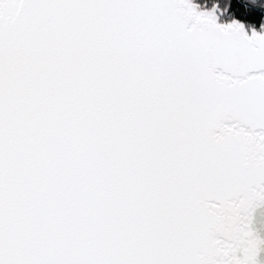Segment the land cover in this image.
Wrapping results in <instances>:
<instances>
[{
    "label": "snow or ice",
    "instance_id": "1",
    "mask_svg": "<svg viewBox=\"0 0 264 264\" xmlns=\"http://www.w3.org/2000/svg\"><path fill=\"white\" fill-rule=\"evenodd\" d=\"M229 2L261 30L0 0V264H264V8Z\"/></svg>",
    "mask_w": 264,
    "mask_h": 264
},
{
    "label": "trees",
    "instance_id": "2",
    "mask_svg": "<svg viewBox=\"0 0 264 264\" xmlns=\"http://www.w3.org/2000/svg\"><path fill=\"white\" fill-rule=\"evenodd\" d=\"M194 3L199 4L201 7L211 8L213 5L217 6V15L219 17L218 22L227 23L229 22L233 16L237 19L243 20L247 25H252L255 27L257 31H260L261 25V16L260 12H256L252 15H241L239 12L235 10V6L230 7L227 11H225V5L227 0H193ZM251 31V29H249Z\"/></svg>",
    "mask_w": 264,
    "mask_h": 264
},
{
    "label": "clouds",
    "instance_id": "3",
    "mask_svg": "<svg viewBox=\"0 0 264 264\" xmlns=\"http://www.w3.org/2000/svg\"><path fill=\"white\" fill-rule=\"evenodd\" d=\"M254 3L256 4L257 7L264 8V0H254ZM230 2L227 0L226 5H225V11H227L230 8Z\"/></svg>",
    "mask_w": 264,
    "mask_h": 264
},
{
    "label": "flooded vegetation",
    "instance_id": "4",
    "mask_svg": "<svg viewBox=\"0 0 264 264\" xmlns=\"http://www.w3.org/2000/svg\"><path fill=\"white\" fill-rule=\"evenodd\" d=\"M261 219H264V218H261Z\"/></svg>",
    "mask_w": 264,
    "mask_h": 264
}]
</instances>
